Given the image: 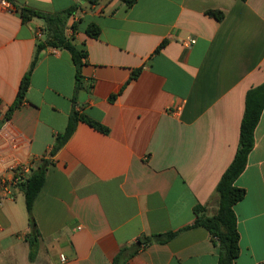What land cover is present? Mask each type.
<instances>
[{
    "label": "crops",
    "instance_id": "obj_1",
    "mask_svg": "<svg viewBox=\"0 0 264 264\" xmlns=\"http://www.w3.org/2000/svg\"><path fill=\"white\" fill-rule=\"evenodd\" d=\"M4 1L0 176L12 175L11 164L51 163L33 208L35 260L21 189L0 204L1 234L20 239L31 264H112L141 237L177 232L142 247L128 264H217L210 232L188 226L197 206L217 212L214 192L237 151L246 93L264 82V0H13L48 13L75 6L67 35L86 58L77 87L69 51L40 52L25 102L9 118L45 23L24 22ZM208 10L225 17L218 21ZM92 23L100 27L97 38L86 33ZM73 109L109 131L80 120L51 156ZM235 186L245 196L234 205V264H264V109Z\"/></svg>",
    "mask_w": 264,
    "mask_h": 264
},
{
    "label": "trees",
    "instance_id": "obj_2",
    "mask_svg": "<svg viewBox=\"0 0 264 264\" xmlns=\"http://www.w3.org/2000/svg\"><path fill=\"white\" fill-rule=\"evenodd\" d=\"M7 1H9L13 7L20 12L24 22H28L33 18H41L45 23V39L39 40L37 43V49L31 67L22 79L17 99L7 114V118H9L10 113L19 108L25 102V96L30 85L31 73L39 60L40 52L48 47L69 51L77 68V87H80V70L83 65V60L86 58V51L77 47L73 43V40L67 35L68 22L76 10L75 6L65 11L48 13L18 5L13 0ZM90 1L95 3L97 0ZM124 1L131 5L136 0ZM207 13L218 21H222L225 17V14L219 10H208ZM73 29H76V25H73ZM86 33L90 37L97 38L100 34V27L97 24L92 23L86 28ZM138 73V71L133 73L132 78H136ZM113 98L114 96L111 97V99ZM263 109L264 82L258 86L250 88L246 93L245 110L240 126L237 151L233 161L220 178L214 192L215 195L218 196L217 212L214 215H207L204 213V208L202 206H197L195 208L197 219L191 226H188H203L210 232L213 241L216 243L219 250L217 264H234L235 259L240 254V234L237 217L234 212V205L244 198L245 190L236 187L235 181L244 171L247 165L248 156L254 148L255 129L260 121ZM80 120L86 121L104 133H108L109 131L107 127L81 115L77 109H73L65 132L63 134H58L56 137V143L51 151V156H54L68 141ZM50 163V161L44 158L41 159L36 167L32 168L31 174L26 182L20 186L25 197L28 214L29 232L26 235V241L29 244V259L31 261L35 260L40 244V233L34 218L33 208L35 200L45 184L46 173ZM176 233L177 232H169L167 234L141 237L138 239V244L121 249L112 264H128L131 258H133L142 247H146L154 242L166 243L174 237Z\"/></svg>",
    "mask_w": 264,
    "mask_h": 264
},
{
    "label": "built area",
    "instance_id": "obj_3",
    "mask_svg": "<svg viewBox=\"0 0 264 264\" xmlns=\"http://www.w3.org/2000/svg\"><path fill=\"white\" fill-rule=\"evenodd\" d=\"M5 5H8L6 1L1 0ZM45 35L43 31L38 33V38H42ZM193 42V40H192ZM33 166L22 165V164H11L8 166V171L12 174L11 176L1 175L0 176V204L8 201L15 200L16 191L20 189V186L26 182L29 178ZM3 230L2 225L0 224V232ZM61 261L65 262L66 258L64 255H61ZM2 264V263H0Z\"/></svg>",
    "mask_w": 264,
    "mask_h": 264
},
{
    "label": "rangeland",
    "instance_id": "obj_4",
    "mask_svg": "<svg viewBox=\"0 0 264 264\" xmlns=\"http://www.w3.org/2000/svg\"><path fill=\"white\" fill-rule=\"evenodd\" d=\"M0 232V263L2 264H31L23 244L18 243L16 236Z\"/></svg>",
    "mask_w": 264,
    "mask_h": 264
}]
</instances>
